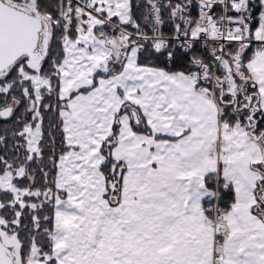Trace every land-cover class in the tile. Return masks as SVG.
<instances>
[{"label":"snow or ice","instance_id":"snow-or-ice-1","mask_svg":"<svg viewBox=\"0 0 264 264\" xmlns=\"http://www.w3.org/2000/svg\"><path fill=\"white\" fill-rule=\"evenodd\" d=\"M0 264H264V0H0Z\"/></svg>","mask_w":264,"mask_h":264}]
</instances>
